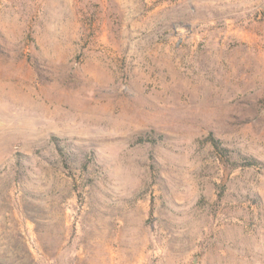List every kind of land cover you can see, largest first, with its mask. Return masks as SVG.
Segmentation results:
<instances>
[{
	"label": "rangeland",
	"instance_id": "374dc122",
	"mask_svg": "<svg viewBox=\"0 0 264 264\" xmlns=\"http://www.w3.org/2000/svg\"><path fill=\"white\" fill-rule=\"evenodd\" d=\"M0 264H264V0H0Z\"/></svg>",
	"mask_w": 264,
	"mask_h": 264
},
{
	"label": "trees",
	"instance_id": "16d2710c",
	"mask_svg": "<svg viewBox=\"0 0 264 264\" xmlns=\"http://www.w3.org/2000/svg\"><path fill=\"white\" fill-rule=\"evenodd\" d=\"M215 143L217 145V142H215ZM60 151L65 154L64 149H62V147H60Z\"/></svg>",
	"mask_w": 264,
	"mask_h": 264
}]
</instances>
